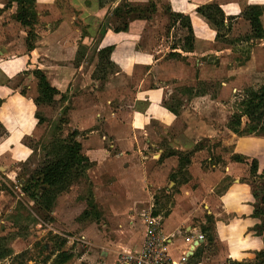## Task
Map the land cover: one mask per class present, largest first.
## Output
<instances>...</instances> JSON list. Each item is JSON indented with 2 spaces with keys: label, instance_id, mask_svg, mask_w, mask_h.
<instances>
[{
  "label": "rangeland",
  "instance_id": "1",
  "mask_svg": "<svg viewBox=\"0 0 264 264\" xmlns=\"http://www.w3.org/2000/svg\"><path fill=\"white\" fill-rule=\"evenodd\" d=\"M6 1L5 9L15 3ZM107 1L110 0H103L101 5ZM148 1L143 4L140 2L145 0H132L131 3L122 0L116 10L107 11L103 28H121L124 20L118 17L127 10L135 11L127 18L140 16L153 20L139 38L131 41L120 39L131 44V59L125 69L110 62L112 48L99 47V34L90 37L80 24L74 27L78 36L85 35L82 40L85 45L79 47L75 61L70 62L72 66L63 61L66 51L61 45L41 43L37 45L38 50L35 47L32 55L28 56L31 63L28 61L24 68L21 62L24 54L19 55L26 51L28 30L14 26V18L8 15L0 19V26L6 27L4 37L7 43L2 45L9 51L5 56L0 55V85L8 86L12 92L11 99L0 105V264H119L122 253L132 251L133 245L141 247L146 227L162 231L163 218L175 208L179 215L180 212H193L195 208L192 223L205 234V243L189 264H264V251H250L249 258L236 261L229 257L232 251L218 240L220 233L222 235L221 225L232 224L235 219L254 225L245 234L247 237L264 240V222L254 215L261 207L260 199L264 195V168L257 165L256 169H251V160L255 159L228 157L234 140L229 135L231 133L244 138L241 144H245V148L246 143L252 140L260 142V152L264 153V5L248 6V2L255 0H219L224 7L236 6L234 11L227 13L238 14L239 22H232L234 18L226 17L218 5L200 9L206 18L202 19L216 34V42L209 47L210 59H202L203 63L210 64H199L201 72L197 81L194 77L199 56L188 55L182 20L175 18L176 14L169 12L168 8L159 13L151 12V6L156 5ZM153 2L162 4L160 0ZM57 4V16L67 15L68 20L74 16L73 11L65 10L63 0ZM249 7L260 15L261 40L245 38L251 34L243 15L249 12ZM45 29H34L30 42H44ZM2 40L0 33V43ZM171 48L176 49L175 53L170 52ZM213 48L215 51H228L216 56ZM123 53L122 48L118 49L115 56L118 62L119 55H125ZM35 63L36 67L42 68L40 71L49 86L64 84L57 95L42 89L30 74L31 65L35 66ZM147 65L151 69V77H154L148 83L140 73ZM62 66L64 69H60ZM229 72L235 74L231 77L237 78L233 80L237 82L222 90L220 84L231 78ZM159 82L161 85L169 83L172 88L164 91L163 103L170 108L180 107L177 105L184 97L208 95L204 104L197 106L198 114L187 107L182 110L185 111L184 116L175 119L173 125L171 122L163 123L167 125L162 128L163 132L173 134L186 128L189 130L186 133L201 140L197 146L203 153L194 158L197 165L201 164L203 172L192 171L197 179L178 195L175 192L179 185L188 181L184 166L188 155L181 153L178 156L179 167L176 169L169 172L159 169L157 157L151 156L153 153L147 158L142 156L145 151L141 150L144 146L141 132L149 122L143 126L141 119H132L136 116L133 115L137 108L136 100L142 96L136 93L144 87L160 85L156 84ZM209 98L214 102L209 103ZM130 118L133 124L128 123ZM134 132L137 134L133 135ZM71 134H75V140L81 146L80 155L86 164L73 169L67 179L38 201L29 199L21 192L23 182L49 163L63 159L68 146L67 136ZM206 135L212 139H203L202 136ZM221 137L229 145L222 146ZM133 146L137 155L133 153ZM119 148L121 151L128 149L125 155L129 158ZM225 159L244 165L239 171H230V175L224 177L212 193L205 185L200 186L198 178L212 166L223 170V165L228 162ZM244 159L247 162L243 163ZM124 164H129L134 170L125 171L122 169ZM138 165L141 168H137ZM143 169L147 178L156 184L148 185L152 186L149 191L143 188L148 194L145 195L147 199L137 196L140 189L131 186V179L146 176ZM115 177L131 185L109 189ZM234 179L239 181V192L235 191ZM241 187L249 189L246 192L250 198L245 205L250 206L251 213L238 216L235 212L220 210L222 215L217 217V221L222 224L217 223L210 213L211 203L204 200L210 198L214 203L227 190L241 195ZM191 189L198 191L200 202L189 203ZM212 206L217 208V204ZM150 220H153L151 224ZM180 231L183 232V227ZM164 234L171 239L179 238L178 234Z\"/></svg>",
  "mask_w": 264,
  "mask_h": 264
},
{
  "label": "crops",
  "instance_id": "2",
  "mask_svg": "<svg viewBox=\"0 0 264 264\" xmlns=\"http://www.w3.org/2000/svg\"><path fill=\"white\" fill-rule=\"evenodd\" d=\"M58 1L60 0H34L33 9L31 10V12L34 15V18L36 20L33 25V30L38 27L46 28L45 29L46 31H44L45 41L40 42V44H34V47H36V50H38L37 45H41V43H45V45L47 43L48 44L51 43V45L54 44L57 46L61 45L60 47L66 51L65 54L61 56L64 57L63 61H66L67 64H70V62L75 61L78 55L79 47H82L83 45H85L82 43V40H84L83 38H85V35L84 34L83 35L81 34L80 36L77 35L78 32H77V29L74 27L75 24L82 25L84 28V31L87 32L90 37L91 36L93 37L99 34L100 36V41H99L100 46L99 47H109V48L111 47L112 48V52L109 55L110 62L114 63L121 69H125V67L127 68L129 64L128 60L131 59L130 57L131 54L129 53L131 44L123 43L121 42L123 40H120V39L123 38L128 41L130 39L131 41L134 38H139L142 35L143 30L145 28L150 27L153 21L152 19H150V17L147 19L126 18L124 23L122 24V25L126 24L127 26L126 32L115 33L114 30L109 27L103 28L104 21H105V18L108 16L107 15L108 9H111V12H113V10H116L117 7L121 5L119 3L122 0H117V2L115 0H110V1H107L103 5L100 4V0H63V2L65 3V6H64L65 10L66 11L71 10L75 13L73 17L69 18V20L66 19L67 15H64L61 17V16H57L58 14H55V12L57 11L56 6H58L57 4ZM124 1L125 3H131L132 0H124ZM147 1L148 0H145V2H140V3L144 4ZM150 1L156 5V6L153 5V7H154V10L157 11L158 13L168 8L167 10L169 12L188 19L192 33H193V43H192V49L187 52H188V55H191V57L196 56V54L199 56V58L196 60L197 64L195 65V67L197 68V71H195V77H194L195 80L199 81V78H197V75H199L201 72V69L198 68L199 64L203 63L202 61L203 57H207V59H210L209 53H211V51L209 47L214 46V43L216 42L215 40L216 34L213 31V29L208 27V25L205 23L202 17L199 14H197L196 11L197 9H201L202 7H207V6L209 7V5L215 4V5H218V8L223 13H225L226 17L234 18L232 22L234 21L239 22L241 18L237 17L238 14H236L235 12L227 13V11H230V12L232 10L234 11L236 6L231 4L229 8L224 7L223 4L219 2V0H160L162 1V4H160L159 2H153V0H150ZM255 1L248 2V6H258L259 4L264 5V0H255ZM55 3L56 5H54ZM6 4H7L6 0H0V19L8 15L9 18L11 19L14 18V23H13L14 26L25 29L27 31L28 29L20 26V24L16 20L17 7H15L16 6L15 3H11L10 5L11 7L9 9H5ZM13 10L14 12H12ZM52 22H55V23L51 26ZM229 26L232 27L231 23L229 24ZM233 28H232V31H233ZM5 29L6 27L4 28V25L3 27L0 26V33L1 35H3V40L0 43V46H1L0 55L1 56H5V54L9 52L7 49L5 50L4 48L5 46L3 47L2 45V44L7 43L4 37ZM72 29L74 30L72 31ZM103 30H104V33H102ZM22 41L23 40H21V42ZM121 48H122V52L123 50L125 51V53H123L125 55H119L120 61L118 62V60L115 59L116 58L115 56L118 52V49H121ZM175 51L176 49H173V48H171L170 50L171 53H175ZM226 51L228 50L218 49L217 51H215L214 49V54L216 56L223 55V53ZM24 52L26 53V51H23L22 54L19 56H22L24 54L21 57V62L23 64V67L25 68L27 65L26 59L28 57L27 58L25 57ZM24 61H25V64H24ZM203 64L209 65L210 63H203ZM31 67L33 66L31 65ZM35 67H36V63H35ZM214 67L215 65L213 64V68ZM36 68L39 71L40 69H42L39 67V65ZM60 69H64V66H62ZM150 70H151L150 67L147 65L146 67H142V70L140 71L141 75H143L141 77H143L145 80L147 79L146 83L152 82L151 79L154 78V77H151L152 74ZM206 70H208V68H206ZM62 73L65 74L64 72ZM229 75H230L229 77H231L232 75H235V74L229 72ZM233 77H231L230 79L228 78L229 80L227 82H223L220 84L222 87V90L224 88L231 87L235 82H237V81H233L237 79V78L234 79ZM156 84H160V82ZM169 86H170L169 83L164 82L162 83V85L160 84L154 87L147 86V87L140 89L139 91L140 93L137 92L136 94L138 95L140 94L142 96H138L136 100L137 103L135 104V106L137 108L135 110L136 112L135 113L133 112V115H136V116H133L132 119H134V117L141 119L143 126L146 124V122H149L148 127L142 130L141 132V134L143 135L142 137L144 139V142H143L144 146L141 150L145 151V153L143 152V154H146V155L142 154V156H145V158H147V156L153 153L151 156L157 157L159 169H164L165 171L167 170L168 172L171 171L172 169H176L177 167H179V164H178L179 157L178 156H180L181 153L182 154L186 153L188 155V159L184 165L186 168V172L188 173V176H187L188 181H185L181 185H179V188L175 192V195H178V192L182 193L183 190L185 191V188H187L190 184L193 185L192 182H194V180L197 179L196 178L197 176L194 175L192 171L194 173H196L197 170H200L201 172H203L201 169L202 168L201 164L197 165L195 163V158H194L195 156L203 153L200 147L197 146L199 141L201 140L198 139L199 138L198 136H191L190 133H186V131H189L186 128H184L183 131H179L173 134H169L168 132H163L162 128H165L167 126L163 123L171 122L170 124L173 125L175 122V119L180 118V116H184L183 113H185V111H182V110H184L187 107H189V109H191L193 112L198 114L199 112L198 110H196L197 106L199 104H204L203 101L204 99L208 97V95L207 94H202V95L193 94L189 98L184 97L179 104L177 103L178 104L177 106H180V107L170 108V107H167V104L165 106V104L163 103V101H165L164 91L167 89H172ZM50 87L55 89L56 91H60L64 87V84L61 82L58 84L55 83V84H51ZM176 87H179V86H175V88ZM192 87L193 86H186V88H189V89H192ZM189 89L187 91H190ZM11 97H12V93L4 99V102L6 100L11 99ZM213 102L214 101L210 99L209 103H213ZM132 119L130 118L131 121L128 122L129 124L131 122H132L131 124H133ZM118 124L120 125V127H123L121 123H118ZM153 130H156V131H153ZM134 134L136 135L137 132H134L133 135ZM229 135H232V137H234V140L233 142H231L232 143L231 153L229 154L228 157L242 156V157L255 159L254 161H257L258 163L257 165L260 168H264V153L262 154L260 152V148H259L261 145L260 142H256L255 140H252L251 142L246 143L247 145L245 148L244 147L245 144L244 145L241 144L242 141H245L243 137L239 138L238 136H234L232 133ZM202 138L212 139V136L206 135V136H202ZM114 139L115 141H117L116 139L118 138L116 135H114ZM230 139L232 138L229 137V140ZM221 140H223L221 144L222 146L229 145L227 142L224 141V137H221ZM216 141H219V140H216ZM132 148H133V153L137 155L136 148L134 146ZM132 148H131V151H132ZM119 149L121 151V148ZM128 152H129L128 149L121 151V153H123L124 155L127 154ZM121 153H119L118 155H120ZM125 157L129 158V156H126V155ZM225 160H227L228 162L225 163V165H223V170L218 166L217 167L212 166L211 169L209 168L207 169L208 170L206 171L207 173H203L198 178V182L200 183V186L203 187L205 185V187L210 188L209 190L212 193L215 187L220 185V181L224 177H227L228 175H230V171L232 170L239 171L242 165H244L237 161H229L228 159H225ZM242 162L245 163L247 162V160L244 159L242 160ZM137 168H141V165H138ZM122 169H124L125 171L127 170L129 171V170H132L133 168H131L129 164H124ZM143 170H144L143 175L145 174L146 176L144 175L145 177L141 179H131L132 185L128 183L127 181L122 182L121 180L115 177V179L112 181L113 183L111 187H108V188L112 189V188L121 187V186L128 187L127 185L130 184L132 187H138L140 189L139 190L140 192L137 194V196H141L144 199H147L146 198L147 196L145 195H148V194H146L147 192H145L143 188L149 191V188H151L152 186H148V185H156V184L153 183V181H151L149 178H147V174H146L147 172L145 169ZM139 171H141V169ZM235 181L236 179H234L233 183ZM237 181L235 182L237 189L236 190L233 189V190L239 192L238 188H240V186L239 184H237L239 183V181L238 182ZM169 184L173 186L176 185L175 183H169ZM235 184H233L234 185L233 188L235 187ZM246 188L247 187H241V190H243V193L241 195L233 194L231 190L230 191L227 190L225 193H222V195H219L217 198V201L215 200L214 203L211 202L210 198L209 200H207V198L204 200V201H208L211 203L209 205L210 211H211L210 213L212 214V217H214L215 221H217V217H219V215H222L221 214L222 210L226 212H235L238 216L249 214L250 206H248V204L245 205V203L249 201L250 194L246 192V190L247 191L249 190ZM183 194H186V193H183ZM197 197H198V191L196 190L193 191L191 189L189 203L193 202L194 204H196V202L201 200V199H198ZM215 204H217V208H219V211H217L216 207L214 209V207L212 206ZM231 208H232V211L229 210ZM194 211H195V208L193 212H188V213L180 212V215H179L177 212V208H175L171 210L168 214H166L165 217L163 218L162 233L164 234L165 232L169 235L170 234L179 235V238H175V239L172 238V246L170 247V255L172 258L178 257L181 251L185 249L184 248L185 244L183 241L185 237H189L190 235L196 232H199V231L205 237V234L199 228L194 226L192 223V219L194 217L193 216ZM259 219L264 222V217L259 218ZM218 222L222 224L221 221H217V223ZM252 226H250L249 223H247L245 220L240 221V219H237V220L235 219L234 223L232 224L225 223L221 225L222 230L220 231H222V235L220 233V238L218 240H220V244L226 245L227 250L232 251L229 254V257L231 259H234L236 261H240V260L242 261V259L247 258V257L249 258V256H251L249 254L250 251H253V250L264 251V240L260 241L256 238L247 237L248 235H245L249 232V229H251ZM182 227H183V232L180 231V228ZM132 248H133L132 251L133 250L136 251L140 248V245L139 246L133 245ZM195 254L196 253H194V256ZM193 257L189 259V262Z\"/></svg>",
  "mask_w": 264,
  "mask_h": 264
},
{
  "label": "trees",
  "instance_id": "3",
  "mask_svg": "<svg viewBox=\"0 0 264 264\" xmlns=\"http://www.w3.org/2000/svg\"><path fill=\"white\" fill-rule=\"evenodd\" d=\"M11 2H15L17 4V13H16V20L20 24V26L28 29L27 33V41H26V53L25 57L32 55V52L35 50L34 44L30 42V37L33 35V25H34V15L32 14L31 10L33 9L34 0H10ZM103 0H100V4H102ZM248 13H243L245 15V20L248 22L250 27V35L246 36L247 40L255 39L261 40L263 37V31L261 28V24L259 21V14L253 13V7L248 8ZM120 12V10H118ZM118 11H116L118 13ZM154 11V7L151 6V12ZM135 11L130 12L127 10L126 13L124 12L120 17L121 20L127 18V15H131ZM197 14L201 17H204L202 11L197 9ZM177 19L182 20V25L186 30V38L184 39L185 44L187 45L188 49H192L193 43V33L189 24L188 19L183 18L182 16L175 15ZM149 17H133L132 19H147ZM185 19V20H184ZM206 19V18H205ZM184 22V23H183ZM115 33L119 32H126L127 26L126 24L122 25L121 28L113 29ZM104 33V30L103 32ZM107 51L111 52V49ZM108 52V53H109ZM30 62V59L27 58V62ZM31 63V62H30ZM35 79H37L39 86L44 89L46 92H49L51 95L56 94L57 91L49 86L43 74L37 70L35 66L32 67L30 72ZM11 90L6 85H0V105L3 103L4 99L11 94ZM256 96L253 94V97ZM68 139V146L67 150H65V157L63 159L56 160L55 162H51L38 173H35L34 176L29 178L28 180L24 181L21 186V192L24 193L29 199L33 201H38L40 198L44 197L51 189L59 185L62 181L67 179L69 173L73 169H78L82 167V165L86 164V160L80 155L81 146L75 140V134H71L67 136ZM66 149V148H65ZM251 169H256L257 163L256 161H252ZM261 200V207L255 211V217L262 218L264 217V195L262 196ZM198 250V249H197ZM196 250V252H197ZM195 252V253H196ZM194 256V255H193Z\"/></svg>",
  "mask_w": 264,
  "mask_h": 264
},
{
  "label": "built area",
  "instance_id": "4",
  "mask_svg": "<svg viewBox=\"0 0 264 264\" xmlns=\"http://www.w3.org/2000/svg\"><path fill=\"white\" fill-rule=\"evenodd\" d=\"M153 220H150V224ZM148 223V224H149ZM185 249L176 258L170 255L172 239L162 231L146 227L141 247L136 251L121 254L119 264H188L197 249L205 242L204 235L199 231L184 238Z\"/></svg>",
  "mask_w": 264,
  "mask_h": 264
}]
</instances>
